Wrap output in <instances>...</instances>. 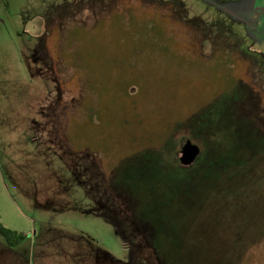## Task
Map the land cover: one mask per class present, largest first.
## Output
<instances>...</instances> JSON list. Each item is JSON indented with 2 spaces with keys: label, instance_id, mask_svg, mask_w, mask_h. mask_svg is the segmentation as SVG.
I'll list each match as a JSON object with an SVG mask.
<instances>
[{
  "label": "rangeland",
  "instance_id": "374dc122",
  "mask_svg": "<svg viewBox=\"0 0 264 264\" xmlns=\"http://www.w3.org/2000/svg\"><path fill=\"white\" fill-rule=\"evenodd\" d=\"M252 1L0 0V221L26 235L10 246L0 234L6 264H264V189L232 168L203 167L193 203L172 211L179 193L163 183L174 171L124 161L152 148L180 164L183 126L195 115L206 161L214 151H264V45L227 13ZM122 10L156 27L168 47L136 55L126 78L107 62L123 36L120 25L108 32L110 18ZM136 134L144 139L131 143ZM122 164L155 206L143 227L110 188L122 187Z\"/></svg>",
  "mask_w": 264,
  "mask_h": 264
},
{
  "label": "trees",
  "instance_id": "16d2710c",
  "mask_svg": "<svg viewBox=\"0 0 264 264\" xmlns=\"http://www.w3.org/2000/svg\"><path fill=\"white\" fill-rule=\"evenodd\" d=\"M140 16L135 14L132 11H121L120 12H115L110 18L112 24L109 28L108 32L113 31L114 29L118 30L119 32V25L120 28L123 30L122 34L123 36L120 37L118 36L117 39L112 40V46L114 49L117 51H110L112 52V55L108 57V61L112 71L114 70H119L120 75L122 78L127 76L126 74H123L124 70L128 68H132L133 65V59L137 57L136 55L141 56L144 52H146V49H150L151 51H159V52H166L168 50V47L164 43L165 40L163 41L164 37L161 33H158L155 31L156 27H152L150 23L148 22H143L139 21ZM153 20L151 17H149V20ZM147 23V26L145 25ZM146 26L145 29H143L142 26ZM138 27V32L136 31V27ZM131 31L132 34L134 35V40L128 36L125 35ZM114 34V33H113ZM160 34L159 36H157ZM142 35L141 39L139 40V36ZM154 35L155 37H158L156 40L158 43L151 42V37L153 38ZM162 35V36H161ZM137 37V38H136ZM143 39V41H142ZM139 40V41H138ZM111 43V41H109ZM109 43V44H110ZM152 44L154 46H152ZM110 46V45H109ZM112 46L110 48H112ZM149 46V47H147ZM125 52H128L131 54V56H120L124 55ZM122 70V71H121ZM123 74V75H122ZM126 78V77H125ZM92 80V78H91ZM90 80V81H91ZM89 81V83H90ZM132 83H135L133 78H130L128 80V84H126L125 88L123 91L120 93V98L125 99L128 96H131L130 92V86ZM90 90L92 92V95L94 98L98 100V94L97 92L93 89L92 84L90 83ZM96 100V102H97ZM90 103V101H89ZM136 109V108H135ZM92 110V109H91ZM131 110V109H130ZM93 112V111H92ZM122 113L126 115V110L125 107L122 109ZM128 113V112H127ZM93 118L96 116V112L92 113ZM196 116V115H195ZM193 116L186 125L183 126V128L187 131L188 136L197 144L200 145L202 149V155L201 159L197 161V165L193 167H183L179 163L176 162L174 158H169L166 159L164 157V154L161 152H158L157 150H153L152 148L145 149L143 151H139L136 153H133L130 157L126 158V160L129 163V167L133 168L130 166L132 163L133 166L139 170L143 171L145 173H150L148 171L152 172H160L163 171V173L168 172V170H173L174 171V178L173 179H168L164 180V187L170 188L174 192V196L178 198L179 201L175 200L173 202L174 204L171 206V210L174 211L173 206L176 204H181V203H186L188 206L193 203L195 200L194 198V191L192 192L193 188L192 186L199 185L196 181V183H193V179L195 175L199 174L201 171H204V168H209L207 171L210 173H214L217 170L228 172L232 168L236 175L239 176H244L248 182H251L253 185L260 187L264 189V151L261 149L255 150L251 153V157L248 159H245L243 156L239 157L238 159L235 157H226V155H222L217 153V156H215V151L213 148V156L209 161H206L205 155L207 154V147L204 145V141L202 140V133L199 131L198 126V116ZM94 120V119H93ZM137 121H141V119H138ZM210 134H208L209 136ZM140 136L134 135L133 140H131V143H138L140 139L144 138H139ZM151 149V150H150ZM110 151V150H108ZM126 162V165L128 166V163ZM250 162L252 163V168L247 169L246 164ZM124 164L120 165L116 170L120 173L121 179L118 182L119 184L122 185L121 188L117 187L114 183V186H110L113 194L117 196L118 198H127V207L129 211L134 214L135 221H138V224H140L142 227L146 223L144 222L147 220V216L144 215V212H147L148 210L152 209L155 207L152 204H146L144 199L139 196V186L133 185L130 183L129 179L124 177L123 175L127 173L126 168L122 170ZM204 167V168H203ZM159 170V171H158ZM211 178L213 177L212 174L210 176ZM201 178V177H200ZM210 179V178H208ZM195 182V180H194ZM111 184V183H110ZM198 187V186H197ZM192 192V193H191ZM137 198H140L142 200V205L145 206L143 208L144 211L142 210V205L139 208ZM182 198L184 200H182ZM131 200L133 202H137V209L130 207L129 205L131 204ZM151 206H153L151 208ZM148 208V209H147ZM147 209V210H146ZM146 210V211H145ZM186 212V211H184ZM182 214V213H180ZM185 215V213L183 214ZM185 217V216H184ZM182 219V218H180ZM179 219V221H180ZM134 220V219H133ZM163 221V220H162ZM144 222V223H143ZM134 223V222H133ZM136 223V222H135ZM134 223V224H135ZM141 227V228H142ZM0 234L4 237L5 241L10 245V246H17L21 244L25 238L26 235L23 232H19L13 229H10L6 226H4L1 221H0ZM152 247L154 249H159L157 244L153 242ZM155 250V251H157Z\"/></svg>",
  "mask_w": 264,
  "mask_h": 264
},
{
  "label": "flooded vegetation",
  "instance_id": "af4514ba",
  "mask_svg": "<svg viewBox=\"0 0 264 264\" xmlns=\"http://www.w3.org/2000/svg\"><path fill=\"white\" fill-rule=\"evenodd\" d=\"M227 13L231 17L244 22L247 37L253 40L254 45H264V0H253L250 6L242 13Z\"/></svg>",
  "mask_w": 264,
  "mask_h": 264
},
{
  "label": "water",
  "instance_id": "95a60500",
  "mask_svg": "<svg viewBox=\"0 0 264 264\" xmlns=\"http://www.w3.org/2000/svg\"><path fill=\"white\" fill-rule=\"evenodd\" d=\"M202 153L199 144L195 143L192 139H187L181 149L182 156L180 157V165L183 167H190L196 163Z\"/></svg>",
  "mask_w": 264,
  "mask_h": 264
},
{
  "label": "crops",
  "instance_id": "0c3cea01",
  "mask_svg": "<svg viewBox=\"0 0 264 264\" xmlns=\"http://www.w3.org/2000/svg\"><path fill=\"white\" fill-rule=\"evenodd\" d=\"M0 264H6V249H5V252L3 253V255L0 258ZM22 264H24V263H22Z\"/></svg>",
  "mask_w": 264,
  "mask_h": 264
}]
</instances>
